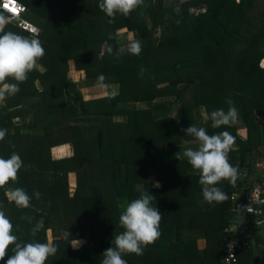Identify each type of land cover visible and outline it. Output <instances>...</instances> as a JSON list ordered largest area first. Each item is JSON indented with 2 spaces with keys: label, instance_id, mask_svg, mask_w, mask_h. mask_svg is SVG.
<instances>
[{
  "label": "trees",
  "instance_id": "16d2710c",
  "mask_svg": "<svg viewBox=\"0 0 264 264\" xmlns=\"http://www.w3.org/2000/svg\"><path fill=\"white\" fill-rule=\"evenodd\" d=\"M100 2L34 0L26 5L43 16L38 37L13 24L5 28L41 41L45 55L37 63L46 70H32L19 83L20 91L3 101L0 129H6V135L0 141V157L15 152L24 167L15 182L0 188V206L7 205L11 222L20 224L15 223L18 230L14 227L18 242L48 243L47 231H52L58 251L45 264H101L114 236L124 231L118 201L130 203L147 191L162 213L163 239L148 245L143 255L124 254L127 264H222L223 243L231 235L225 230L241 220L231 195H241L238 203L246 201L243 190L237 189L238 178L263 145L255 113L264 112V48L255 39L258 33L264 40V31L253 34L247 18L257 0H144L142 8L127 16L117 13L114 23L100 10ZM191 8L206 11L195 14ZM161 11L168 13L163 17ZM166 22L170 30L163 28ZM159 28L163 35L157 40ZM128 30L141 42L138 56L117 40ZM70 60L85 72L83 82L68 78ZM101 74L104 85L121 84L119 94L85 100L81 90L99 87ZM6 82L18 83L11 78ZM226 99L234 102L244 128L211 127L210 113L227 111ZM200 107L209 115L205 124L199 121ZM17 116L21 121L15 124ZM191 124L206 128L209 135L228 131L235 137L229 162L238 178L235 185L227 180L217 185L228 195L225 202L204 200L198 170L183 155L198 146L181 131ZM68 145L73 157L53 159V148L62 157ZM70 173L77 175L74 194ZM7 188L26 190L30 206L9 202ZM37 191L39 199L33 195ZM41 218L44 228L33 236L31 229ZM248 218L240 228L248 229ZM60 230L70 236L62 237ZM200 238L206 240L204 249L198 247ZM75 239L86 244L74 248ZM243 251L238 250L239 255ZM11 254L10 246L5 261Z\"/></svg>",
  "mask_w": 264,
  "mask_h": 264
},
{
  "label": "clouds",
  "instance_id": "9594fccd",
  "mask_svg": "<svg viewBox=\"0 0 264 264\" xmlns=\"http://www.w3.org/2000/svg\"><path fill=\"white\" fill-rule=\"evenodd\" d=\"M144 4V0H102L99 8L115 22L117 13L125 16L134 9ZM26 5V4H25ZM27 6V5H26ZM29 11V9H28ZM179 14V8L176 9ZM11 17L0 14V102L10 96H15L19 91V83L28 79V74L37 66V61L45 55V49L38 38L5 31V25L11 21ZM16 21V20H14ZM142 45L140 41H134L128 45V52L140 55ZM143 71V70H142ZM9 78L18 83L6 82ZM106 77L101 74L97 78L99 86L103 87ZM228 110L223 108L210 113L211 127H232L238 123V109L231 99H226ZM15 122H20L15 120ZM187 136L194 137L198 142L197 148H188L183 155L193 169L198 170L199 183L202 186V194L208 203H222L228 200V195L217 185L222 180H227L235 185L238 178V170L229 162V153L235 144V137L228 131L209 135L206 128L190 125L181 129ZM6 129H0V141L4 140ZM188 143V141H185ZM24 167L21 156L15 152L5 159L0 157V188L18 179L19 170ZM155 187H160L157 182ZM7 196L17 207L28 208L31 197L23 188H10ZM37 199L41 193L34 192ZM156 197L145 191L138 199L132 200L126 205L124 212L119 217L120 226L124 231L114 236L112 247L106 249L102 256L101 264H127L123 259L124 254L143 255L145 248L159 239L160 222L162 213L153 205ZM31 222L32 218H27ZM44 228V219L41 218L31 229L35 236ZM18 230V227H17ZM78 248L81 241H78ZM114 245V246H113ZM11 246L12 254L5 261ZM232 245H229L231 248ZM58 251L52 243H21L14 234V226L5 212L0 210V261L5 264H45L50 256Z\"/></svg>",
  "mask_w": 264,
  "mask_h": 264
},
{
  "label": "rangeland",
  "instance_id": "374dc122",
  "mask_svg": "<svg viewBox=\"0 0 264 264\" xmlns=\"http://www.w3.org/2000/svg\"><path fill=\"white\" fill-rule=\"evenodd\" d=\"M27 2H28V4H32L33 3V1L34 0H26ZM155 1V0H154ZM179 1H189V0H179ZM144 5V4H143ZM143 5L142 6H139V7H143ZM170 5H172V4H169V6ZM40 6L41 5H39V7L37 6V9H39L40 8ZM139 7H137L136 9H134V10H137ZM168 7V6H167ZM262 7H263V12L261 11V9H262ZM173 9L175 10V9H177L176 7H173ZM189 11L191 12V13H194L195 12V14H198L199 12H205L206 11V8H202V9H197V8H191V9H189ZM162 15H163V17L164 16H166V14L168 13V11H161L160 12ZM23 18L25 19V20H27V21H29V22H31V23H33V24H36V25H40V26H42L43 25V16H42V14H40V13H38L36 10H35V8H34V10H32V11H30V13H29V11H28V13H26L24 16H23ZM247 18H248V21H250L251 22V24L254 26V30L255 29H257V28H262L263 29V31H264V23H263V20H264V0H257V2L254 4V6L251 8V11H249L248 13H247ZM260 21V22H259ZM167 23V22H166ZM257 23H260V25L259 24H257ZM15 23H13V25H14ZM167 28L168 27V23L167 24H163V28ZM169 28V27H168ZM169 30H170V28H169ZM244 30H242V32H243ZM173 31H171V32H169V33H172ZM163 35V30H162V28H159V32H158V34H157V36H154V38L155 39H157V40H160V36H162ZM241 36H245L244 34H241ZM264 36V35H263ZM136 37H138L137 35H136V33H135V31H124L123 33H121L119 36H118V42H121V43H125V44H127V45H129L130 43H132V42H134V41H137L138 39L136 38ZM153 38V37H152ZM257 41V40H256ZM258 42H260V44H263V48H264V40H260V41H258ZM55 51H57V49L56 48H52L51 49V52H55ZM73 58V57H72ZM73 61V62H72ZM261 64H262V66H264L263 64H264V61L263 62H261ZM76 65V63H75V61L74 60H70V62L68 63V67L69 66H72V72H71V74H70V76L73 78V79H77V78H79L78 76H79V73H78V71H77V68L75 67V69H74V66ZM36 69L37 70H39V71H41V72H44L45 70H46V68L45 67H43L41 64H39V63H37V66H36ZM146 76H148L147 74H146ZM70 77V78H71ZM121 85V84H120ZM120 85L119 84H106V85H104L103 87H101V86H99V87H97V86H95L94 88L92 87V88H90V89H87V90H85V89H82L81 90V92H83V95H84V97H85V100H87V101H90V100H97V99H100V98H105V97H109V96H112L113 94L114 95H117V94H119V92H120ZM140 86V85H139ZM139 86H136V87H139ZM140 107H142V108H145L144 107V105H142V106H140ZM198 112H199V121L201 120V122L203 123V124H205L206 122H207V120H208V112L206 111V109L204 108V107H200L199 108V110H198ZM197 114V113H196ZM123 119L122 118H116V121L118 122V121H122ZM242 121L240 120V121H238V123H241ZM70 148H69V152H68V154L67 155H65V156H62V157H59V156H56L55 154H54V152H53V149L51 150V154H52V157H53V159H56V158H69V157H73V155H74V149L72 148V146L71 145H68ZM56 160H58V159H56ZM240 175H241V172H240ZM239 175V176H240ZM70 179H71V182L72 183H70V181H69V185H70V188H71V192H72V194L76 191V188H77V175L76 174H74V173H71V174H69V176H68ZM157 182H154V185L156 184ZM70 192V193H71ZM111 199H109L108 200V202L110 201ZM128 203H121V202H119L118 201V208H120L122 211H124L125 210V208H126V205H127ZM105 210H106V206H105V208H103L102 209V211L101 212H105ZM3 211H5V209H3ZM12 223H13V225H14V227L17 229V225H15V223H17V224H19L18 223V221L17 220H13L12 221ZM20 225V224H19ZM19 228V227H18ZM191 233H195V232H191ZM59 235H61L62 237H68V236H70V233H68V232H66V231H64V230H60V232H59ZM53 235H52V231L51 230H48L47 231V242L49 243H53ZM160 240L161 239H163V237H162V235H160ZM78 241H81L82 243H81V245H80V247L81 246H83L84 244H86V241H84V239H77ZM77 240L75 239V240H72V244L74 245V246H77V244H78V242H77ZM201 241H202V244H204V241L206 242V240H203V239H199L198 240V244L199 243H201ZM56 244L57 243H54L53 245H55L56 246ZM207 244V243H206ZM203 247H204V245H203ZM204 249V248H203Z\"/></svg>",
  "mask_w": 264,
  "mask_h": 264
},
{
  "label": "built area",
  "instance_id": "2783aa9c",
  "mask_svg": "<svg viewBox=\"0 0 264 264\" xmlns=\"http://www.w3.org/2000/svg\"><path fill=\"white\" fill-rule=\"evenodd\" d=\"M28 13V7L20 0H0V14L11 17V20H16L23 30L33 34L34 36L40 35V30L36 26L28 23L23 16ZM19 121V119H17ZM249 165V164H248ZM253 170L262 171L264 173V148L263 155H261L252 165ZM250 166H245L241 170V181L249 180L251 172ZM243 190V189H241ZM246 201L244 203L239 202L240 194L234 193L231 195V199L236 204V211L240 214L241 220L246 215H252L256 218L257 225L264 224V176L260 183H256L246 190H243ZM239 196V197H238ZM226 232L230 233V237H227L223 243L225 247V254L222 259V264H238L239 253L238 250L249 247L246 242L247 228H240V226H233L230 229H226ZM229 245H232L229 248Z\"/></svg>",
  "mask_w": 264,
  "mask_h": 264
},
{
  "label": "crops",
  "instance_id": "0c3cea01",
  "mask_svg": "<svg viewBox=\"0 0 264 264\" xmlns=\"http://www.w3.org/2000/svg\"><path fill=\"white\" fill-rule=\"evenodd\" d=\"M20 1L22 3H24V4H28V2L26 0H20ZM29 13H30V10H29ZM27 22L30 23V24H32V25H34V26H36L37 28H39V30L41 32V29H40L41 26L40 25L33 24V23L29 22V21H27ZM13 23H15L14 26L16 25V26H18L20 28L18 22L17 21H14V20H11L9 23H7L5 25V28L8 25L13 24ZM257 24L260 25V23H257ZM20 29H22V28H20ZM259 30L261 31L260 27L257 28V29H255V30H253L254 32L253 31L252 32L254 34L256 31H259ZM25 32H27V31H25ZM27 33L30 34L29 32H27ZM30 35L32 37H38L39 36V35L38 36H34L33 34H30ZM255 40H262V34H258L257 33ZM263 61H264V59H263ZM75 67H76V65L74 66V69H75ZM261 67L264 68V66H262V64H261ZM70 69L72 70V66H69V72H68V78L71 81H73V82H83L85 80L86 74H85L84 71H78L77 70L78 73H79V76H78L79 78L73 79L70 76V74L72 72ZM87 89L88 88H85V90H87ZM2 107H3V102H0V110L2 109ZM258 111H261L263 113V115H264L263 110H258ZM257 112L255 113V115H256L255 117H256L257 122H260L259 123L260 126H261V135L260 136L262 138L263 145L260 147V150L258 149V151L252 153L256 158L253 159L251 161V163H248L249 164L248 167L250 166V168H251V170H249V172H251L249 180H246V181H243L242 180L241 181L240 176H239L238 182L240 183V186L237 189H240V190L241 189L246 190L250 186H252V185H254L256 183H260L262 181V179H263V176H264V173L262 171L253 170V168H252L253 167L252 165L255 162V160H257L261 155H263V148H264V124L262 122V119L258 116ZM17 119H20V117H18V116L17 117H14L12 119L13 123H15V124L20 123V122H18V123L15 122V120H17ZM241 121L242 122L241 123H237V125H238L239 128H244L245 127V123L243 122V120H241ZM56 159H62V158H59L58 157ZM69 181H70V183H72L70 178H69ZM8 189L9 188L6 189L5 195H7L6 193H7ZM70 190H71V188H70ZM71 194H72V192H71ZM7 198H8V196H7ZM8 200H9V198H8ZM9 202H11V201L9 200ZM6 206L5 205L3 207L0 206V210L3 211V209ZM4 212H7V211L5 210ZM8 215L9 214H6V216H8ZM248 219L251 220V224L250 225L248 224V229H247V233H246V242H248L249 247H247V250L243 251V252H245L244 254H242V255L240 254L239 255V260H240L239 264H264V224L263 225H257L256 224V218H255V216H252V215H249V218ZM243 221H244V219L243 220H240V219L237 218V220H234V223H235L234 225H237L238 226V225L242 224ZM200 239H203V238H200ZM203 240H205V239H203ZM203 245H204V247H203ZM198 247L200 249L206 248V242L204 241V244H202V241H201V243L198 244Z\"/></svg>",
  "mask_w": 264,
  "mask_h": 264
},
{
  "label": "water",
  "instance_id": "95a60500",
  "mask_svg": "<svg viewBox=\"0 0 264 264\" xmlns=\"http://www.w3.org/2000/svg\"><path fill=\"white\" fill-rule=\"evenodd\" d=\"M257 114L262 119V122L264 124V115H263V113L261 111H258Z\"/></svg>",
  "mask_w": 264,
  "mask_h": 264
}]
</instances>
